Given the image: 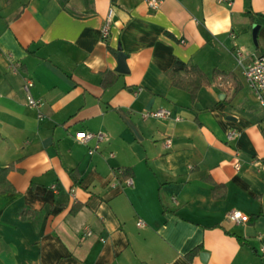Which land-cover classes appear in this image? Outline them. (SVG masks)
Instances as JSON below:
<instances>
[{"label": "crops", "instance_id": "1", "mask_svg": "<svg viewBox=\"0 0 264 264\" xmlns=\"http://www.w3.org/2000/svg\"><path fill=\"white\" fill-rule=\"evenodd\" d=\"M258 57L264 0H0V264H264ZM175 60L208 80L194 99Z\"/></svg>", "mask_w": 264, "mask_h": 264}, {"label": "built area", "instance_id": "2", "mask_svg": "<svg viewBox=\"0 0 264 264\" xmlns=\"http://www.w3.org/2000/svg\"><path fill=\"white\" fill-rule=\"evenodd\" d=\"M166 0H143L146 7L151 11H156L160 8V6ZM222 2L229 3L230 0H220ZM111 11L108 13V17L106 20V24L101 31L102 39L105 40L109 34V23H110ZM243 77L246 84L253 90L257 100L259 103L264 106V57H258L254 59V61L249 64L243 70ZM32 81H27L23 86V91L26 96V103L29 108H37L40 105V102L34 100L30 95V89L32 88ZM171 117L170 112L168 110H156V111H148L145 113L144 118L151 119H169ZM177 120V119H176ZM232 134H228V138L231 137ZM105 136L98 133H90V132H81L77 134L76 141L80 144L87 145L89 142H95V146L89 149V153L92 154L97 150L98 145L105 141ZM165 147L169 148L171 145V141L169 139L165 140ZM127 184H131V180L128 179L126 181ZM228 218L235 222L240 223L246 221V218L240 212H231L228 214ZM142 222H138L137 226H141ZM92 232L90 230H85L84 237H90Z\"/></svg>", "mask_w": 264, "mask_h": 264}, {"label": "trees", "instance_id": "3", "mask_svg": "<svg viewBox=\"0 0 264 264\" xmlns=\"http://www.w3.org/2000/svg\"><path fill=\"white\" fill-rule=\"evenodd\" d=\"M61 7H64L68 0H57ZM86 7L90 9L92 0H85ZM221 76L224 81H231L234 84L235 90H238L240 86L236 84L234 76L232 74H225L222 72H214V76ZM166 76L171 81L174 87H179L188 91L194 99L197 92L202 86L208 84V80L201 70L195 65H188L179 60H175L172 68L166 73ZM185 81V82H184ZM8 169L0 171V176L3 178ZM124 178H130L132 176L129 169L125 168L121 170ZM195 250L190 255L195 254Z\"/></svg>", "mask_w": 264, "mask_h": 264}, {"label": "water", "instance_id": "4", "mask_svg": "<svg viewBox=\"0 0 264 264\" xmlns=\"http://www.w3.org/2000/svg\"><path fill=\"white\" fill-rule=\"evenodd\" d=\"M118 53H117V68H116V72L119 74H126L127 73V69L125 66V55L121 52L120 48L118 47L117 49Z\"/></svg>", "mask_w": 264, "mask_h": 264}]
</instances>
